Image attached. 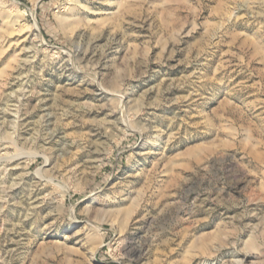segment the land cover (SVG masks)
Here are the masks:
<instances>
[{
	"label": "rangeland",
	"instance_id": "1",
	"mask_svg": "<svg viewBox=\"0 0 264 264\" xmlns=\"http://www.w3.org/2000/svg\"><path fill=\"white\" fill-rule=\"evenodd\" d=\"M0 264H264V0H0Z\"/></svg>",
	"mask_w": 264,
	"mask_h": 264
},
{
	"label": "bare ground",
	"instance_id": "2",
	"mask_svg": "<svg viewBox=\"0 0 264 264\" xmlns=\"http://www.w3.org/2000/svg\"><path fill=\"white\" fill-rule=\"evenodd\" d=\"M33 28V27H32ZM31 29V28H30ZM33 32H35L36 33V37L37 38H40L41 39V41H43L44 42V39L42 38V35H41V33H40V31H39V27L36 25V26H34V31Z\"/></svg>",
	"mask_w": 264,
	"mask_h": 264
}]
</instances>
